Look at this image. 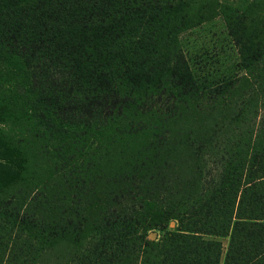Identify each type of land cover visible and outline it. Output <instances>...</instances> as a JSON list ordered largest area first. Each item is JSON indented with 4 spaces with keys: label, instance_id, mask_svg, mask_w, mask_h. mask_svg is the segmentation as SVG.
<instances>
[{
    "label": "trees",
    "instance_id": "16d2710c",
    "mask_svg": "<svg viewBox=\"0 0 264 264\" xmlns=\"http://www.w3.org/2000/svg\"><path fill=\"white\" fill-rule=\"evenodd\" d=\"M0 264H264V0H0Z\"/></svg>",
    "mask_w": 264,
    "mask_h": 264
},
{
    "label": "rangeland",
    "instance_id": "374dc122",
    "mask_svg": "<svg viewBox=\"0 0 264 264\" xmlns=\"http://www.w3.org/2000/svg\"><path fill=\"white\" fill-rule=\"evenodd\" d=\"M190 68L202 89L244 75L237 49L222 18L195 27L180 36ZM171 223L168 231L174 230ZM156 238L165 232H155ZM155 238V239H156ZM224 249L228 239H221Z\"/></svg>",
    "mask_w": 264,
    "mask_h": 264
},
{
    "label": "water",
    "instance_id": "95a60500",
    "mask_svg": "<svg viewBox=\"0 0 264 264\" xmlns=\"http://www.w3.org/2000/svg\"><path fill=\"white\" fill-rule=\"evenodd\" d=\"M155 238H156V233H152V234L150 235V239H151V240H155Z\"/></svg>",
    "mask_w": 264,
    "mask_h": 264
}]
</instances>
